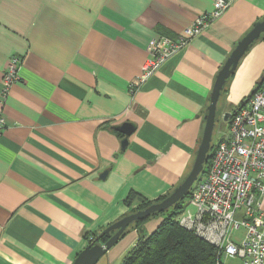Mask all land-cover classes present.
<instances>
[{
  "label": "crops",
  "instance_id": "obj_1",
  "mask_svg": "<svg viewBox=\"0 0 264 264\" xmlns=\"http://www.w3.org/2000/svg\"><path fill=\"white\" fill-rule=\"evenodd\" d=\"M212 3L0 0V264H72L86 234L128 214L131 191L155 200L186 177L217 72L264 17V0H234L132 92L128 84L153 37L175 38ZM258 49L237 86L241 100L264 72ZM14 55L20 77L3 97ZM220 108L224 118L230 110ZM124 121L134 131L121 150L112 127ZM137 239L129 227L96 264L120 263Z\"/></svg>",
  "mask_w": 264,
  "mask_h": 264
},
{
  "label": "built area",
  "instance_id": "obj_2",
  "mask_svg": "<svg viewBox=\"0 0 264 264\" xmlns=\"http://www.w3.org/2000/svg\"><path fill=\"white\" fill-rule=\"evenodd\" d=\"M234 0H213L175 38L157 35L147 45L141 72L129 82L132 92L173 54L185 47ZM21 59L11 56L2 77V95L19 79ZM229 132L213 152L209 169L190 192L194 212L181 210L176 221L218 250L216 264H264V72L252 94L230 112ZM7 124L0 117V135ZM243 228L242 237L235 232ZM91 239V237H90Z\"/></svg>",
  "mask_w": 264,
  "mask_h": 264
},
{
  "label": "water",
  "instance_id": "obj_3",
  "mask_svg": "<svg viewBox=\"0 0 264 264\" xmlns=\"http://www.w3.org/2000/svg\"><path fill=\"white\" fill-rule=\"evenodd\" d=\"M262 35H264V17L252 24L250 30L236 43L222 67L217 72L210 96L208 98L209 104L204 115V128L201 140L198 145L192 167L186 177L162 200L154 202L146 208L127 214L115 222L109 224L99 233L97 237L98 240L102 235L106 234L108 239L104 243L97 242L92 245H86L76 255L72 264H96L100 257H102L108 249L118 242L121 234L130 224H132L134 221L149 216L152 213L162 212L168 209L170 206L191 192V186L197 180L199 174L203 171L207 154L211 148L212 133L216 121L217 103L219 101L221 92L229 77L236 70L240 59L249 50L252 44ZM253 91L254 88L251 89L246 98H248ZM242 102L243 100H241L240 103ZM229 115L230 112H226L224 120H228ZM112 128L123 135L120 140V148L121 150H124L128 143V137L134 131V124L129 121H124L118 125H114ZM105 175L106 171H104L100 177L103 178ZM112 231L114 232L111 233Z\"/></svg>",
  "mask_w": 264,
  "mask_h": 264
},
{
  "label": "trees",
  "instance_id": "obj_4",
  "mask_svg": "<svg viewBox=\"0 0 264 264\" xmlns=\"http://www.w3.org/2000/svg\"><path fill=\"white\" fill-rule=\"evenodd\" d=\"M225 91L226 84L219 100ZM240 105L241 103L234 106L230 112ZM119 135L121 136V134ZM212 156L213 154L207 155L202 176L207 173ZM168 194H164L155 200H147L140 194L131 191L124 200L130 207L128 214L146 208L150 204L162 200ZM189 195L190 193L162 212L152 213L130 224L120 237L126 233L129 227H134L138 229V239L118 264H216L219 259L216 247L195 235L194 232L182 227L176 221V216L184 208L185 198H189ZM156 216H159L161 221L151 233L146 235L143 232L142 224ZM102 230L86 234L88 244L104 243L108 239L106 234L97 240Z\"/></svg>",
  "mask_w": 264,
  "mask_h": 264
},
{
  "label": "rangeland",
  "instance_id": "obj_5",
  "mask_svg": "<svg viewBox=\"0 0 264 264\" xmlns=\"http://www.w3.org/2000/svg\"><path fill=\"white\" fill-rule=\"evenodd\" d=\"M262 44H263V49H264V35L262 37H260L258 40H256V42L252 45V47L247 52V54L245 56H243V58L240 60V62L238 64L236 71L229 77V79L226 82V92L227 93L225 94V97L223 98V100L221 99L217 103V112H216L217 119L215 121L214 128H213L212 139H211V148H210L207 155L213 154V152L217 146V143L224 136H226L227 133L229 132V120H224V118L221 117V111L222 110H221L220 106L222 105V107L223 106L227 107L231 111L233 106L238 104L237 101L241 100V97H239L238 95L236 96V92L238 91L237 86L242 81V78H246L244 75V72L246 70L248 60L250 59L252 54H254L257 50H261L258 48L261 47ZM259 62L262 63V56L259 59V61H257V63H259ZM245 95H247V93H245L244 96ZM236 97H237V99H236ZM231 103H233V104H231ZM205 164L206 163H204V166H205ZM202 177L203 176H202V172H201L199 174L197 180L191 186L190 191L193 189L196 182L199 181ZM185 200H186V202H184V209L183 210H186V212H188V211L194 212V210H195L194 206L192 204H188V198H185ZM157 217H159V216L153 217V218H151V220L156 219ZM242 234H243V228H239L235 232L234 235L237 239H239L242 237Z\"/></svg>",
  "mask_w": 264,
  "mask_h": 264
},
{
  "label": "flooded vegetation",
  "instance_id": "obj_6",
  "mask_svg": "<svg viewBox=\"0 0 264 264\" xmlns=\"http://www.w3.org/2000/svg\"><path fill=\"white\" fill-rule=\"evenodd\" d=\"M254 88V87H253Z\"/></svg>",
  "mask_w": 264,
  "mask_h": 264
}]
</instances>
